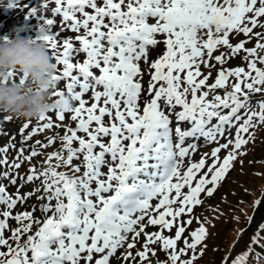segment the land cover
I'll use <instances>...</instances> for the list:
<instances>
[{"label":"snow or ice","instance_id":"snow-or-ice-1","mask_svg":"<svg viewBox=\"0 0 264 264\" xmlns=\"http://www.w3.org/2000/svg\"><path fill=\"white\" fill-rule=\"evenodd\" d=\"M25 18L50 45L58 107L0 146V264H151L158 250L198 264L210 233L195 209L264 127V0H40ZM261 208L264 190L249 226ZM246 233L210 264H264V223L241 246Z\"/></svg>","mask_w":264,"mask_h":264},{"label":"clouds","instance_id":"clouds-1","mask_svg":"<svg viewBox=\"0 0 264 264\" xmlns=\"http://www.w3.org/2000/svg\"><path fill=\"white\" fill-rule=\"evenodd\" d=\"M18 7L20 0H0V9ZM24 30L14 28L11 37L0 36V114L37 122L58 107L52 85L57 69L42 34L35 38L21 35ZM9 72L22 77L24 83L13 80Z\"/></svg>","mask_w":264,"mask_h":264},{"label":"rangeland","instance_id":"rangeland-1","mask_svg":"<svg viewBox=\"0 0 264 264\" xmlns=\"http://www.w3.org/2000/svg\"><path fill=\"white\" fill-rule=\"evenodd\" d=\"M27 2H28V4H31V3H33V0H27ZM45 14L49 15L50 12H47ZM1 16L2 15H0V17ZM9 27H11V26L8 24H0V36H3V37H4V35L6 36L7 34H5V32ZM68 32L72 33L70 30ZM243 39H245V38L243 36H241L238 40H243ZM238 40L233 42V44H235ZM247 47H252V45L248 44ZM82 57L80 56V58H82ZM232 64H234V65L236 64L237 66H243L240 58H235V59L230 60L229 63L226 65V67H228ZM0 116H5V115L0 114ZM25 122H27V121L13 118L12 125L14 126V130H15L14 132L15 133H16V131L19 132V129L21 128L22 124ZM36 123H37L36 121H32L29 129H27L24 134L31 131V128L34 127L36 125ZM58 131H61V134H62V130H58ZM259 132H261V133L256 135L254 137V140H251L252 143L247 145V147H246L247 155L242 157L244 163L247 166V167L243 168V171L246 173L240 174V172H238L237 178L248 177V179H255V181H257L258 183L263 182V185H264V166H261L262 163H260V165H258L262 156H264V127H263L262 131H259ZM50 135H52L51 131L45 132L44 134H38L35 137H33V139L31 141L33 143L36 140H41V141L43 140L44 141L46 139V137L50 136ZM58 147H59V144L56 145V148H58ZM50 149H54V148L50 147L47 149V151H50ZM259 168L263 169V171L260 173L258 172ZM254 171H256V172H254ZM234 173L236 174L237 172L233 171V174ZM258 176H261V178H258ZM200 211H202V210H200ZM195 212H199L198 208L195 209ZM199 218H201V216H199ZM223 224H225V222H223ZM197 226H198L197 224H195L194 227H192V225H191L190 229H195ZM244 227L245 226H241L239 228L238 232H236V233L227 234V231H225L224 233H222V236H224V237L221 239L218 238L220 230H216L215 237H217L218 240H216L214 242H215L216 246L220 247L221 254L228 251L229 248L235 243V241L237 242L238 236ZM229 229H230V227H229ZM155 230H156L155 228H151V227L148 229V231H155ZM227 236H229L230 239H229V243L227 245H225V240L227 239ZM211 241L212 240H210L208 242L209 248L206 251V253H208V256H206V258L203 257L201 263H204L207 259H209L211 257L212 250H213V245L211 244ZM243 241H244V239H242V242ZM162 253H163L162 250L157 251V257L159 259H157V257H150L151 264H159L160 261H163L164 259L161 258ZM212 256H214V252H213ZM215 258H216V262H219V255H216ZM146 264H147V262H146Z\"/></svg>","mask_w":264,"mask_h":264}]
</instances>
